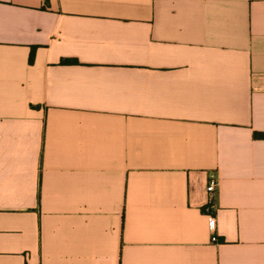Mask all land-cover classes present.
<instances>
[{"label":"crops","instance_id":"obj_1","mask_svg":"<svg viewBox=\"0 0 264 264\" xmlns=\"http://www.w3.org/2000/svg\"><path fill=\"white\" fill-rule=\"evenodd\" d=\"M0 264H264V0H0Z\"/></svg>","mask_w":264,"mask_h":264},{"label":"built area","instance_id":"obj_2","mask_svg":"<svg viewBox=\"0 0 264 264\" xmlns=\"http://www.w3.org/2000/svg\"><path fill=\"white\" fill-rule=\"evenodd\" d=\"M217 185H218L217 177L214 174H209L205 185L206 202L204 206V213L208 219L209 226L213 231L215 230L216 227L214 213L216 211ZM211 241L216 242L217 237L213 235L211 237Z\"/></svg>","mask_w":264,"mask_h":264},{"label":"trees","instance_id":"obj_3","mask_svg":"<svg viewBox=\"0 0 264 264\" xmlns=\"http://www.w3.org/2000/svg\"><path fill=\"white\" fill-rule=\"evenodd\" d=\"M32 61H33V54H31L30 57H29V63L31 64ZM261 136H262V135H261Z\"/></svg>","mask_w":264,"mask_h":264}]
</instances>
